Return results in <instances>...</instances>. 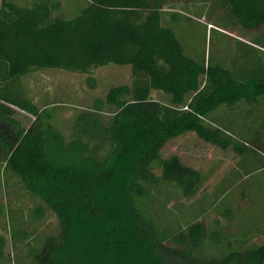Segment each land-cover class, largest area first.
Here are the masks:
<instances>
[{
    "label": "trees",
    "instance_id": "trees-1",
    "mask_svg": "<svg viewBox=\"0 0 264 264\" xmlns=\"http://www.w3.org/2000/svg\"><path fill=\"white\" fill-rule=\"evenodd\" d=\"M169 1L80 0L71 15L68 0H0V169L35 202L30 213L0 204L13 245H29L15 264H264V214L246 218L251 188L237 187L252 173L241 172L237 155L262 150L264 126L252 139L220 118L264 97V60L238 68L189 54L167 21ZM219 1L251 37L241 41L264 47V0ZM109 63L132 71L131 83L110 87L97 108L110 109L109 121L82 111L67 135L55 106L39 104L22 83L47 68L86 73ZM16 108L32 117L28 125ZM185 138L183 150L166 151ZM201 145L235 155L214 185L222 158L202 167L196 153L185 156ZM49 215L57 233L42 238L25 225ZM7 244L0 233V264L12 260Z\"/></svg>",
    "mask_w": 264,
    "mask_h": 264
},
{
    "label": "rangeland",
    "instance_id": "rangeland-1",
    "mask_svg": "<svg viewBox=\"0 0 264 264\" xmlns=\"http://www.w3.org/2000/svg\"><path fill=\"white\" fill-rule=\"evenodd\" d=\"M68 1L74 3L75 9L70 11L71 15L82 6L80 0ZM164 8L181 12L179 14L173 13V11L169 12L167 21L174 27L187 52L194 57L200 60L203 58H211L214 61L220 60L227 62V66L238 68L250 66L252 60L257 57L264 60V47L259 46V49L248 48L241 41L247 38L251 39V37L243 36L244 34L240 32L241 28H235V25L228 20L221 1L170 0ZM256 37L258 36L256 35ZM259 40L261 45H264L263 35L260 36ZM131 81V66L115 63L103 65L86 73L47 68L22 78V83L26 87L29 96L41 105L47 103L49 108L55 106V109H51L54 112V123L66 135L70 133L74 119L82 111L98 112L99 120L107 123L111 115L110 109L105 106L103 111H98L97 108L104 101L110 87L130 84ZM220 108L223 110L222 108H225V106L223 105ZM218 110L215 111L216 115L221 114ZM14 117L23 125H28L32 119L29 114L18 108H16ZM220 118L224 126L234 135L244 132L248 138L255 139L256 137L253 134L264 126V97L256 103L247 104L246 107L235 104L233 110L222 112ZM188 138L178 140L174 145L168 146L166 151L172 152L179 150V148L183 150V144L188 143ZM204 147L201 145L198 151L196 148L191 151L185 149L188 154H185V152L184 154L189 157L191 153H196L199 158L197 163L202 167L208 166L212 159L222 158L223 162L217 167L216 176H213L210 181V184L214 185L223 173L225 166L233 164L235 155L221 153L211 147ZM261 149L253 151L249 146L246 152L242 153L243 157L240 154L237 155L238 161L242 159L241 162L245 164V170L241 169V172L252 171L249 175L244 176L241 184L237 186L238 188H251L248 192L251 194L249 195V203L244 212L246 218L253 219L250 221H254V216H263L264 214V168L259 169L260 164L264 163V147ZM198 152H201V155ZM234 196L239 198V192L236 191ZM6 203L23 208L24 213H30L31 207L35 206V202L29 197L19 181L15 177L3 178L0 169V204ZM15 210L17 214V209ZM215 215L214 210H212L206 218L209 219ZM225 223H229V221H225ZM25 225L33 230L35 236L42 238L46 234L57 233L58 231V221L51 215L41 223L34 225V227L28 222H25ZM233 230H237L236 225L233 226ZM11 232L10 218L7 210H5V213H0V233H3L8 240L7 249L11 252L12 260L2 264H15L14 259L26 256L29 250L26 240L17 241L13 245ZM263 238L258 235L257 240L261 241Z\"/></svg>",
    "mask_w": 264,
    "mask_h": 264
}]
</instances>
